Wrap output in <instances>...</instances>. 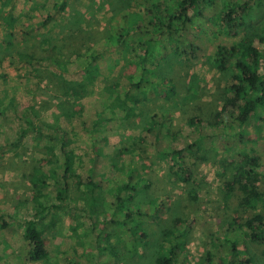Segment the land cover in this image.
I'll return each instance as SVG.
<instances>
[{
  "label": "rangeland",
  "instance_id": "obj_1",
  "mask_svg": "<svg viewBox=\"0 0 264 264\" xmlns=\"http://www.w3.org/2000/svg\"><path fill=\"white\" fill-rule=\"evenodd\" d=\"M262 1L203 0L168 31L147 0H0V264H114L108 243L126 264H149L165 228L184 239L178 264H229L236 240L239 258L264 251V200L225 198L248 170L264 193V106L240 123L235 58L213 61L217 46L254 40L264 65ZM144 49L159 62L174 53L173 69L162 78L146 56L136 86L142 67L120 63ZM254 216L262 223L245 224ZM52 220L48 255L33 261L25 224Z\"/></svg>",
  "mask_w": 264,
  "mask_h": 264
},
{
  "label": "trees",
  "instance_id": "obj_2",
  "mask_svg": "<svg viewBox=\"0 0 264 264\" xmlns=\"http://www.w3.org/2000/svg\"><path fill=\"white\" fill-rule=\"evenodd\" d=\"M180 1L181 2L179 3V5L175 6L173 11H167L165 6H167L168 1L147 0V2H149V7H147L146 11L150 16L149 21L152 22L153 19H156L158 21L160 19L157 16V13L156 16L154 17L152 13V7H153L154 9L158 10V12L160 11L162 12V14H164L163 18L167 19V24H168L166 26V29L169 31L171 29L170 24L172 20L180 18L184 22L187 18V16L184 14L185 11L188 8L197 6L199 2L200 1L202 2L203 0H180ZM208 1L212 2L213 0H208ZM261 3L262 6L260 9H264V0ZM226 5H228V3L223 5L222 10L226 9ZM230 12L231 10H225L226 16L229 17ZM141 20H143V18L137 15L131 17L130 21H133V24H136V22ZM232 20L233 22H235V20L242 21L241 14L235 15V17H233ZM230 21L225 22L226 24L224 26V29L226 31H229L233 26L232 24H230ZM124 34H125L124 30L119 31V35H118L119 43L124 42ZM257 41L258 43H262L263 40H257ZM216 50H217L216 51L217 57H215L213 61L218 66L219 69L225 68V62L227 61V59L231 60L235 58L234 67L236 68V73L232 74V76L233 78L235 76L238 81L237 83L232 85V90H234V92L237 95L243 96L244 98L243 99L244 102L239 104L237 107L238 109L237 120L240 123H243L249 118L250 115H252L257 110V108L264 106V65H262L261 63L260 48L258 44L254 43V40H249L248 43L241 44L239 42L238 44H233L230 47H227L225 45L223 46L219 45L216 47ZM175 51L177 52V49ZM1 52L2 49L0 48V53ZM153 53L155 52L148 54V51L144 49L143 54L131 53L132 58L131 55L129 56V58L131 59H129V61L127 62L128 66L130 65L136 66L139 64V66H141L143 69L141 75L139 76V81L137 83H134V85L138 86L139 83L143 81L145 70H148V68L145 65V63H147V58L149 59L148 62L150 63L149 65L152 68V69L149 68V70L151 69V72H158L159 76L162 77L168 75L167 73H163L164 67H167L169 75L172 73V69H173L172 62L175 54L173 53L171 56L164 55L165 56L164 58L162 54L157 52L158 54L162 55L165 60L159 62V61L151 60V58L153 57ZM122 68L124 69V67ZM121 72L123 71L120 68L119 75L121 74ZM133 74L128 76L129 79L135 77L133 76ZM61 81H63V78L59 79V77H57L56 84L58 85L60 90L62 89L64 90L65 88H67V85L62 84ZM67 90H65L63 94L66 93ZM76 95H79V93H76ZM222 113L223 111L221 109L220 111L215 113L214 118L218 120L222 116ZM134 117L137 118L136 116ZM216 120L214 121V123L217 122ZM130 122L133 124L135 121L133 120L128 121V124H130ZM123 149L124 148L121 147L119 148V150H123ZM68 169L69 167H66V170L64 172L66 173ZM247 172L248 173L246 177L242 179H240L238 175L233 176L232 178L233 185L229 183L226 184L228 186V189H226L225 198L227 199L230 198L231 196L236 197L237 206L240 207L241 206L247 207L249 205L250 198L256 197L261 200H264V193L260 192L258 185H256L257 179L255 173L249 170ZM142 180L143 182L147 181L148 185L151 183L149 177ZM80 182H81L80 180L76 182L77 183L76 190L78 194L83 197L84 196L83 192L80 190V186H79ZM132 190L137 191V189H135L134 186L132 187ZM74 198L75 197L71 198L72 202ZM131 199L133 198L131 197ZM122 201L123 199L118 197L117 202L121 206H123ZM76 202H78V199L74 200V203ZM95 203L92 202V211L93 210L95 211ZM261 216L264 215L261 214ZM259 217L254 216L250 218L249 221L246 222L245 224L251 225L253 222H258L259 224H261L262 222H260L261 219ZM130 218H131V213L128 210L123 217L124 223L127 224ZM53 225H55L54 220H52L50 223H46L45 225L42 224L41 227L35 226L33 221L26 222L25 224L26 238L29 240L31 244V247L29 249V254L33 261L43 260L48 255V250L45 245L43 233L46 227H50ZM138 226L139 225H136L135 229H139L140 226L139 227ZM248 234L251 238L256 235V232L249 231ZM163 235H164L163 239L161 241L156 242L155 244L157 248L154 251L155 252L154 256L151 259H149L150 260L149 264H178L176 262V256H177L176 254L177 251L180 249L179 247L184 246L185 244L184 239H182L179 234L172 233V231H168V229L166 228L163 229L162 231V236ZM139 238L140 240L143 239L145 241H148L146 234L143 232L141 233ZM236 241H232L231 243L230 253H229V264H247L248 260H252L253 264H264L263 250L259 252L249 250L247 251V253H245L244 257L239 258L236 253ZM114 246L110 245V243H108V245L105 246L109 253L110 260L114 264H126L123 261V259H121L120 253L116 250ZM207 260L210 261L209 263H218V261L211 262L210 258H208Z\"/></svg>",
  "mask_w": 264,
  "mask_h": 264
},
{
  "label": "crops",
  "instance_id": "obj_3",
  "mask_svg": "<svg viewBox=\"0 0 264 264\" xmlns=\"http://www.w3.org/2000/svg\"><path fill=\"white\" fill-rule=\"evenodd\" d=\"M128 56H129V55L127 54V57H128ZM127 59H128V58H127ZM120 64H121V67H122V66H124V65H127L128 63L125 64V63H124V60H123V61H121ZM120 64L118 65L119 67H120ZM118 74H119V73H118ZM126 76H127V74H126ZM106 79L110 80V79H112V77L107 76ZM0 239H2V237H0ZM44 240H45V238H44ZM10 241H11V240H10ZM29 245H30V243H29ZM30 246H31V245H30ZM29 249H30V248H29Z\"/></svg>",
  "mask_w": 264,
  "mask_h": 264
}]
</instances>
